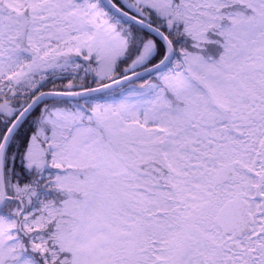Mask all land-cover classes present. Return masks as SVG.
Wrapping results in <instances>:
<instances>
[{
  "label": "snow or ice",
  "instance_id": "obj_1",
  "mask_svg": "<svg viewBox=\"0 0 264 264\" xmlns=\"http://www.w3.org/2000/svg\"><path fill=\"white\" fill-rule=\"evenodd\" d=\"M0 264H264V0H0Z\"/></svg>",
  "mask_w": 264,
  "mask_h": 264
}]
</instances>
